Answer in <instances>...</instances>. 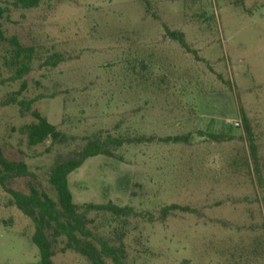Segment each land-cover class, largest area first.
<instances>
[{"label": "rangeland", "instance_id": "1", "mask_svg": "<svg viewBox=\"0 0 264 264\" xmlns=\"http://www.w3.org/2000/svg\"><path fill=\"white\" fill-rule=\"evenodd\" d=\"M16 2L0 0L4 34L35 58L24 80L0 75V145L32 175L12 189L56 199L48 177L60 156L120 138L113 157L89 159L69 188L78 206L131 209L89 215L97 235L123 243L126 264H264V0ZM168 32L182 33L190 52ZM10 48L1 44L0 57ZM33 111L68 143L29 147L20 129ZM10 201L0 186V264H40L34 224ZM53 263L91 264L70 250Z\"/></svg>", "mask_w": 264, "mask_h": 264}, {"label": "trees", "instance_id": "2", "mask_svg": "<svg viewBox=\"0 0 264 264\" xmlns=\"http://www.w3.org/2000/svg\"><path fill=\"white\" fill-rule=\"evenodd\" d=\"M41 0H17L16 5L23 9L38 7ZM0 10V45L9 43L11 48L0 57V75L3 70L13 74L12 81H21L31 72L35 58V49L24 47L16 37L8 39L3 31ZM172 40L178 42L185 50L190 52L185 36L179 32H168ZM25 85L22 87L24 90ZM21 91V92H22ZM20 94V93H19ZM15 102L14 99H12ZM20 106L30 111L33 102L21 101ZM34 121L20 129L21 135L27 139L28 146L33 148L51 142L63 145L68 143L66 135L52 125L38 111L32 112ZM249 147L257 165V146L247 120H244ZM175 143L187 141V137L168 139ZM125 141L120 138L107 136L105 139L88 141L80 150L68 155L60 156L51 168L48 183L56 199L47 192L35 186L29 187L24 193L12 189L13 181L31 177L28 165L24 162L9 160L0 145V186L10 196L11 205L16 207L25 217L34 224L32 243L37 247L40 264H54L58 251L64 253L73 251L86 258L91 264L125 263V247L123 243L111 245L92 230L93 220L89 219L91 213L109 214L116 219L127 218L132 211L113 204L78 206L73 201L69 188V177L91 158L99 156L113 157L114 150L121 148ZM178 206H171L162 211L166 218L171 211L179 210ZM61 245V247H59Z\"/></svg>", "mask_w": 264, "mask_h": 264}, {"label": "built area", "instance_id": "3", "mask_svg": "<svg viewBox=\"0 0 264 264\" xmlns=\"http://www.w3.org/2000/svg\"><path fill=\"white\" fill-rule=\"evenodd\" d=\"M240 126L239 123H235V127L238 128Z\"/></svg>", "mask_w": 264, "mask_h": 264}]
</instances>
